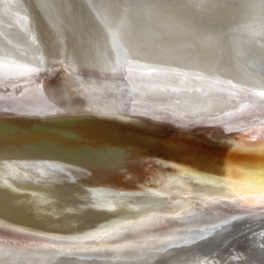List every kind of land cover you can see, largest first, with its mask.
<instances>
[{
    "label": "bare ground",
    "instance_id": "bare-ground-1",
    "mask_svg": "<svg viewBox=\"0 0 264 264\" xmlns=\"http://www.w3.org/2000/svg\"><path fill=\"white\" fill-rule=\"evenodd\" d=\"M222 3L230 7H218ZM249 3L256 7H247ZM260 3L0 0V137H6L21 158L36 163L87 160L93 165L90 175L77 173L73 181L61 178L44 186L25 182L29 193H36L35 197L26 194V201L55 200L39 205L43 215L0 211V238H27L26 233L11 232L10 225L68 236L80 234L88 225L138 219L140 214L135 212L117 217L104 212L72 214L66 209L81 202L87 187L136 191L153 171L160 170L157 160L196 164L212 175L226 174L223 163L228 159L249 168L258 165L264 157L260 131L264 129V10ZM74 55L88 68L104 70L88 74L115 89L112 95L117 103L130 106L135 123L54 109L72 103L68 83L75 77L66 83L64 68L73 64ZM60 60L66 62L64 68ZM74 69L84 72L80 63ZM249 134L256 139H249ZM228 140L232 147L225 143ZM173 141L193 146L208 159L192 161L165 150L163 146ZM238 143L244 147L237 149ZM130 147L138 155L126 161ZM162 171L174 174L171 169ZM30 172L40 177L39 172ZM233 179L244 177L234 172ZM184 208L180 217L136 230L179 237L157 245L158 250L145 258L128 251L32 257L5 251L0 252V264H264V208L219 200L193 202ZM136 231L108 243L138 240ZM234 238L246 239L248 244L227 252Z\"/></svg>",
    "mask_w": 264,
    "mask_h": 264
},
{
    "label": "snow or ice",
    "instance_id": "snow-or-ice-1",
    "mask_svg": "<svg viewBox=\"0 0 264 264\" xmlns=\"http://www.w3.org/2000/svg\"><path fill=\"white\" fill-rule=\"evenodd\" d=\"M246 6L256 7L252 3ZM259 6L264 10V0H261ZM87 7L89 12H92L91 5ZM218 7L227 10L230 5L222 3ZM47 63L45 58V72L48 71ZM58 63L64 68L66 62L60 60ZM76 63L81 64L84 69L83 74L75 71ZM110 70L115 71L114 68ZM26 71H34V69H26ZM64 71L66 83L69 77H75L73 82L68 83L69 90L74 96L70 104L61 103L58 108L54 105L56 111L63 108L69 114L116 117L135 123L130 114V106L117 103L112 95L115 89H109L106 80L98 81L88 74L92 71L100 73L104 71L103 69H90L87 62L81 61L78 55H74L73 64H68ZM260 131L264 132V129ZM248 138L255 140L256 136L249 134ZM225 143L228 147L233 146L231 140ZM163 147L167 151L182 154L192 161L208 159L183 141H173ZM235 147L240 149L244 146L238 143ZM137 155L135 147H130L126 150L125 160H131ZM92 168L93 165L87 160L75 164L55 161L36 163L23 159L6 137H0V211L12 215H43V209L39 205L54 202L55 198L52 201L43 198L26 201L23 199L26 194L35 197L36 193H29L28 188L24 186L25 182L44 186L59 183L61 178L73 181L77 173L84 176L90 175ZM156 168L160 170L153 171L147 177V183L141 182L136 191H119L108 186L87 187L83 190L85 194L80 197L81 202L66 209L72 214L83 211L104 212L117 217L124 213L135 212L140 214L138 219L117 218L105 223L88 225L80 234L68 236L41 231L27 232L23 227L10 225L11 232L26 233L27 238H0V252L6 251L8 255L16 253L32 257L42 254L56 256L61 253L128 251L137 255V258H145L158 250L157 245H167L179 237L145 235L136 230L146 224L182 216L185 211L184 205L219 200L233 204L240 202L243 206L250 208H264V157H261L260 163L253 165L252 168L246 166L244 162L228 159L223 163V171L226 173L224 175L208 174L196 164L182 166L163 160L156 161ZM162 169H171L174 174H166ZM30 170L39 172L40 177L32 175ZM234 172L241 173L244 179L234 180ZM133 231H136L138 240H127L119 244L108 243Z\"/></svg>",
    "mask_w": 264,
    "mask_h": 264
},
{
    "label": "rangeland",
    "instance_id": "rangeland-1",
    "mask_svg": "<svg viewBox=\"0 0 264 264\" xmlns=\"http://www.w3.org/2000/svg\"><path fill=\"white\" fill-rule=\"evenodd\" d=\"M237 239H233V240H231V244L229 245V246H227L226 248H228V249H226L227 250V252L229 251V252H234V251H236V249L239 251V250H242L245 246H246V244H248L247 243V241H245L246 239H243V240H241V241H236ZM234 241V242H233ZM237 242V243H236ZM240 243V244H239ZM244 243V244H243ZM236 244V245H235ZM238 245V246H237ZM245 245V246H244ZM240 246H241V248H240ZM242 246H243V248H242ZM236 247V248H235Z\"/></svg>",
    "mask_w": 264,
    "mask_h": 264
}]
</instances>
